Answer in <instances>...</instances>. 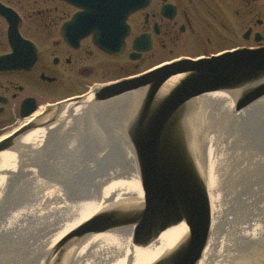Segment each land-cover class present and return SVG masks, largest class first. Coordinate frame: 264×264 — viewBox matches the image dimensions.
<instances>
[{
  "label": "water",
  "instance_id": "95a60500",
  "mask_svg": "<svg viewBox=\"0 0 264 264\" xmlns=\"http://www.w3.org/2000/svg\"><path fill=\"white\" fill-rule=\"evenodd\" d=\"M148 3L124 0L118 9L103 4L102 18L81 23L99 49L117 55L129 34V15ZM72 29L70 23L69 39ZM263 109L264 47L158 66L50 107L42 129L52 132L42 146L54 145L55 139H47L53 133L73 131L75 139L67 146L74 159H64L65 143L58 145L57 155L47 156L58 163L87 158L92 181L84 194L105 157L121 149L124 159L96 214L19 264H201L216 222L208 178L213 151ZM72 115L78 119L70 125ZM22 133L0 141V176L25 162L39 168L37 161L26 158L31 149L26 144L37 133L15 142Z\"/></svg>",
  "mask_w": 264,
  "mask_h": 264
},
{
  "label": "flooded vegetation",
  "instance_id": "af4514ba",
  "mask_svg": "<svg viewBox=\"0 0 264 264\" xmlns=\"http://www.w3.org/2000/svg\"><path fill=\"white\" fill-rule=\"evenodd\" d=\"M123 1L0 0V141L22 131L15 138L22 143L42 130L50 107L94 87L184 59L264 47V0H149L129 15L123 51L109 54L81 22L102 18L103 4L118 9ZM72 133L56 132L47 139H55L57 149L75 139ZM40 135L27 142V149L42 145ZM29 154L30 161L40 160ZM63 157L75 158L64 152Z\"/></svg>",
  "mask_w": 264,
  "mask_h": 264
},
{
  "label": "rangeland",
  "instance_id": "374dc122",
  "mask_svg": "<svg viewBox=\"0 0 264 264\" xmlns=\"http://www.w3.org/2000/svg\"><path fill=\"white\" fill-rule=\"evenodd\" d=\"M204 143L205 139L200 144ZM200 150L199 145L197 154ZM199 157L202 158L203 155ZM123 159L121 149L105 157L97 168L96 184H93L86 194L82 191L92 181L86 157L85 161L77 159L72 163H61L63 168L57 163L53 167L44 166L41 175L69 190L68 203H88L100 196L103 188L106 187L103 182L99 183V180L107 179ZM31 169L36 170V166ZM208 178L209 182H214H212L214 189L212 188L211 194L218 206V215L208 252L211 253V257L217 255L216 259L220 255L217 251L223 255L226 253V247L235 249L239 244H247L245 237L239 233L240 227H246L247 231L264 229V109L234 129L215 147ZM106 185L109 184L106 183ZM16 187L14 186V191ZM22 252L16 248L15 258L8 259V252L1 250L0 264H19L22 261ZM29 256L30 254L27 257Z\"/></svg>",
  "mask_w": 264,
  "mask_h": 264
},
{
  "label": "bare ground",
  "instance_id": "6f19581e",
  "mask_svg": "<svg viewBox=\"0 0 264 264\" xmlns=\"http://www.w3.org/2000/svg\"><path fill=\"white\" fill-rule=\"evenodd\" d=\"M66 117L67 115L61 114V120L66 119ZM70 118L68 124L71 125L77 121L78 116L72 115ZM65 128L67 127L65 126L63 130ZM47 132L51 134L52 130L42 129L37 134H41L40 136L45 140ZM36 136L34 141L37 140ZM48 145L49 143L43 146L35 144L30 149L32 153L40 156L39 168L37 167L36 170L28 168L25 162L17 170L0 176V251L6 250L8 259L15 258L16 248L23 251L21 254L22 260L28 254L32 256L51 248L72 229L96 214L108 187L106 183L109 184L111 181L113 173L109 174L107 179L103 180L101 178L99 180V183L103 182L106 187L103 188L100 196L96 197L93 202L68 203L69 190L59 184L52 183L41 175L42 167L56 166V162L63 168L60 165L61 162L49 161L47 153L57 155L58 152L53 148L54 145ZM64 151L71 153L68 146ZM3 167L4 165H0V171ZM96 180L94 179L93 184H96ZM212 182H209L211 190L214 189V182ZM14 186H17L15 191ZM15 195H18V197H15ZM212 205L214 218L216 219L218 215L217 201L212 199ZM243 227L239 228V233L245 237L247 244H239L235 249L230 246L226 247V253L223 255L220 251H217V254H220L216 258L217 260L215 259L217 255L211 257V253L207 252L201 264H262L264 262V229L247 231L245 230L246 227ZM185 235L186 228L183 226L182 238ZM242 251L243 253H241Z\"/></svg>",
  "mask_w": 264,
  "mask_h": 264
}]
</instances>
